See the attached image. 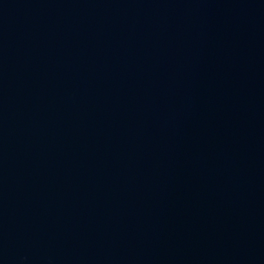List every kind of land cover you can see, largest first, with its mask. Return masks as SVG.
<instances>
[{"label":"water","instance_id":"95a60500","mask_svg":"<svg viewBox=\"0 0 264 264\" xmlns=\"http://www.w3.org/2000/svg\"><path fill=\"white\" fill-rule=\"evenodd\" d=\"M0 264H264V0H0Z\"/></svg>","mask_w":264,"mask_h":264}]
</instances>
